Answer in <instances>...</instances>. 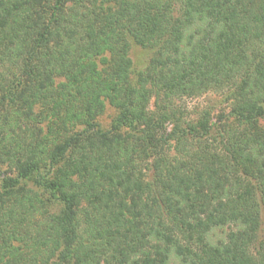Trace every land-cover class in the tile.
I'll use <instances>...</instances> for the list:
<instances>
[{
  "label": "trees",
  "instance_id": "trees-1",
  "mask_svg": "<svg viewBox=\"0 0 264 264\" xmlns=\"http://www.w3.org/2000/svg\"><path fill=\"white\" fill-rule=\"evenodd\" d=\"M172 261L264 264V0H0V264Z\"/></svg>",
  "mask_w": 264,
  "mask_h": 264
},
{
  "label": "rangeland",
  "instance_id": "rangeland-1",
  "mask_svg": "<svg viewBox=\"0 0 264 264\" xmlns=\"http://www.w3.org/2000/svg\"><path fill=\"white\" fill-rule=\"evenodd\" d=\"M153 55L154 51L152 50L141 49L135 45L131 46L129 56L133 65V79H135L134 77L137 73L146 69ZM226 97L227 94L222 95L217 92H208L198 97L172 101L171 104H168V106H170V117L165 122L166 132L170 133L171 131L176 130L178 126L185 128L187 124L196 125L199 120H201L204 113H208L209 118L212 120L211 123L214 125L213 127L217 128L219 120L223 121L230 113ZM154 101L155 100L152 99L149 106V111L151 112L154 110ZM115 116L116 112L110 107H107L104 114L97 120L98 128L102 131H109ZM22 185L35 189L30 181H24L22 182ZM42 194L47 197L45 192H42ZM50 210L53 214H57L59 212L56 203L51 205ZM227 232V228L217 229L214 231L212 238L213 240H220L224 238ZM172 262L176 264L174 261Z\"/></svg>",
  "mask_w": 264,
  "mask_h": 264
}]
</instances>
